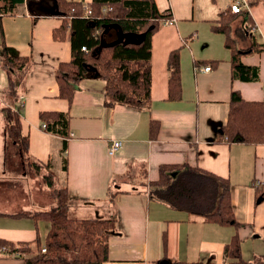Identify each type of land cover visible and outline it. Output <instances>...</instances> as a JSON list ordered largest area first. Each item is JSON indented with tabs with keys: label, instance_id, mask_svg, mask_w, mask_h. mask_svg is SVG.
I'll return each mask as SVG.
<instances>
[{
	"label": "crops",
	"instance_id": "obj_1",
	"mask_svg": "<svg viewBox=\"0 0 264 264\" xmlns=\"http://www.w3.org/2000/svg\"><path fill=\"white\" fill-rule=\"evenodd\" d=\"M28 1L1 19L4 44L0 43V182L12 177L5 163L3 95L9 74L1 66L4 45L12 54L31 59L20 73L18 92L23 107L22 130L29 137L32 158L50 165L58 187L67 186L76 208L86 213L82 218L117 217L116 231L108 238L109 259L104 264H158L164 259L177 264H237L225 254L226 244L236 233L242 240L245 260H264V201L258 202L257 198L258 185H264V143L228 141L225 137L219 140L220 129L227 122L232 89L239 90L247 100H264V53L252 56L247 52L242 56L244 63L261 69L259 81L245 82L232 77L231 53L228 58L212 59L220 60L212 65L194 49L202 43L204 49L208 47L205 41H210L201 37L199 27L209 39L210 32L219 34L211 25L222 12L230 10L235 0H220L207 16L196 13L213 5L200 0H155L161 11L171 12L175 23L162 24L153 35L152 100L143 108L132 101L107 106L106 81L101 78H84L76 83L72 103L60 97L55 71L60 63L72 58L70 37L68 34L64 40H56L53 33L62 25L63 17L37 14ZM74 1L90 4L92 0ZM45 2L49 10L51 0ZM257 8L251 6L250 14L259 23ZM245 26L241 17L233 31L243 44L249 35ZM114 29L118 37V30ZM261 30L264 33L262 27ZM107 38L109 42L115 40L112 33ZM177 49L181 55L182 94L180 99L171 100L168 58ZM208 65L211 69L204 70ZM43 111L69 112L71 116L66 171L62 168L63 138L42 127ZM152 120L160 122L156 137H151ZM113 139L123 140V147L110 155L108 147ZM176 163L228 178L235 218L243 225L207 222L151 197L150 188L142 186V181L157 180L161 165ZM15 190L0 188V240L41 241L43 220L36 222L31 217L12 214L49 209L48 203L37 201L32 188L27 191L28 196L23 193L17 200H2L6 191ZM47 223L43 225L45 240L50 229ZM0 264H25V259L0 248Z\"/></svg>",
	"mask_w": 264,
	"mask_h": 264
},
{
	"label": "trees",
	"instance_id": "obj_2",
	"mask_svg": "<svg viewBox=\"0 0 264 264\" xmlns=\"http://www.w3.org/2000/svg\"><path fill=\"white\" fill-rule=\"evenodd\" d=\"M25 0H0V22L3 15L11 14L16 6ZM37 14H53L57 10L63 17L62 25L54 30L56 40H64L69 34L72 46V58L62 62L55 71L60 86V97L72 103L76 83L84 78H101L106 81L105 104L133 102L138 107L150 105L152 96V38L163 22L172 17L169 10L161 11L155 0H92L89 5L90 17H86L85 3L74 0H51L49 10L45 0H29ZM48 3V2H47ZM260 0H249V7L256 6ZM54 5L57 7L54 8ZM52 6V7H51ZM226 10L219 15L211 29L226 36L225 46L231 53L232 77L245 82L260 80V66L246 64L242 56L250 53H264V42L256 40L251 31L255 22L247 11L244 21L245 30L252 37L247 48L237 47L236 39L231 35L230 22L236 17ZM55 15V14H54ZM264 17V14H263ZM252 18V19H251ZM253 24V23H252ZM120 31L121 42L103 47L110 43L107 36L117 38ZM145 34L140 41L127 40L130 35ZM2 44H4L2 42ZM1 66L9 74V83L4 89L3 108L5 126V163L14 155L19 164L31 163L36 169L47 168L42 162L32 158L29 150V137L22 130L23 107L19 101L18 85L21 72L28 66L29 56H20L9 52L4 45ZM86 47V49H83ZM212 65L220 60L206 61ZM170 77L168 82L169 98L178 100L182 94V67L180 50H173L168 58ZM18 76V79L15 78ZM134 101H133V100ZM46 130L63 138L62 168L67 170V148L70 138L69 112L43 111L40 113ZM160 122H150L151 137H156ZM241 139L248 144L264 143V100H247L237 89H232L227 122L221 127L219 140ZM10 150L11 153H10ZM14 166V161H10ZM53 178L52 171L47 176ZM49 185V184H48ZM52 186V185H51ZM142 186L150 187L151 197L162 200L172 207L184 210L191 216L202 217L207 222L222 226H242L236 221L232 203V184L228 178L218 176L201 167L188 164H163L159 167V177L154 181H142ZM52 196L56 204L49 209L29 213H16L12 216H28L36 222L48 221L50 229L45 244L39 239L31 242L16 243L0 240V248L8 253L19 255L25 264H104L109 259L108 238L116 231V216L90 218H72L70 216L72 195L67 186L54 187ZM264 195V185L257 188V198ZM116 193L110 199L115 200ZM264 201V200H263ZM1 239V238H0ZM45 248L46 251L42 249ZM225 254L230 262L237 264H264V260L247 261L244 259L242 240L236 233L225 246Z\"/></svg>",
	"mask_w": 264,
	"mask_h": 264
},
{
	"label": "rangeland",
	"instance_id": "obj_3",
	"mask_svg": "<svg viewBox=\"0 0 264 264\" xmlns=\"http://www.w3.org/2000/svg\"><path fill=\"white\" fill-rule=\"evenodd\" d=\"M206 1L207 0H200V2L202 4L205 3V4L213 5V6L205 8L203 13L197 12L196 13L197 16H201V15L207 16L208 14H211V12L220 4V0H219V3H217V4L214 2V0H208L207 2ZM225 1H227L229 3L230 0H225ZM247 1L249 2V0H247ZM257 6H258V8L255 10V12L257 14V18H259L260 22L264 23V20L262 18L263 14H264L263 13L264 12V0H260V3ZM231 14L234 15L233 13H231ZM253 15L255 17V14H253ZM241 17L243 19V17H245V15H236V17L233 19V21L230 22L232 37H235L233 34V31H234V29L237 28V25H238L239 21L241 20ZM250 23L253 26L255 24V22L253 20H252V22L249 21V24ZM263 23L260 24V26L264 30V24ZM193 28H196V26L193 25ZM199 28L201 30V37H203V38L206 37V40H210V41H205L208 43V47L203 49L202 48L203 43H202V44H200L194 48L196 51H199V54L201 55V59L211 61L214 58H217V59L218 58H223V59L228 58V56L230 54V50L225 47L226 36L222 33H219V34H213L212 33L211 34V32H210V35L212 36V38L209 39V37L207 38V35L204 32V30H202L201 27H199ZM258 33L259 32L256 31L254 36L255 37L257 36L256 40L259 41L260 43H262L261 40H262V38H264V33L262 34V36L258 35ZM1 35H2V23L0 22V43L3 41ZM222 35H224V36H222ZM254 36L248 35L244 44L240 43V41L238 39H236V37H235L237 47H240L241 45L243 46V48L249 47V45L251 44V39ZM253 55L254 54H252V56ZM15 78L18 79V76H15ZM4 105H5L4 107L7 106L6 101H5ZM11 151L12 150H10V153H11ZM10 161H14V166L10 165ZM7 168L10 170V172H11L10 175L12 177H11V180H9V181L0 182L1 191H3L4 188H13L16 190L12 191L10 193L8 191H6V195L1 196L2 200H7L8 198H10V201L17 200L23 195V193L24 194L26 193V196H28L27 191H29L30 188H32L33 189V193H32L33 197H35V199L37 201H42V203L47 202L48 203L47 206L49 208L52 207V204H54V205L56 204V199L52 196V189L51 188L58 187L60 184L58 182H55L54 178H52V179L49 178V182H48L47 176H49V172H50L49 169H47V168L36 169V168H33L31 166V163H27V164L25 163L23 165L19 164V157L17 158L16 155H14L12 157V159L8 160ZM48 188H50V190H48ZM37 197H39V198H37ZM79 205L80 204H78V206ZM85 214L86 213L84 212V210L80 209L79 207L76 208V200H75L71 204L70 216L72 218H82ZM41 222H42V224L40 225V230H41L40 239H41L42 244H45V235H44L45 226H43V225H46L45 223H47V221L43 220Z\"/></svg>",
	"mask_w": 264,
	"mask_h": 264
},
{
	"label": "built area",
	"instance_id": "obj_4",
	"mask_svg": "<svg viewBox=\"0 0 264 264\" xmlns=\"http://www.w3.org/2000/svg\"><path fill=\"white\" fill-rule=\"evenodd\" d=\"M28 1V0H25ZM85 8V16L86 17H90L91 15V9L89 7L88 4L84 5ZM230 11L233 14H239V15H246L248 14L247 11H249L250 13V7L248 4L247 0H235L234 2L231 3L230 5ZM175 23V19L173 17L166 19L163 24H174ZM251 31L255 34L256 31H258V35L262 36L263 32L261 30V27L259 25V23L257 21H255L254 26H252ZM83 49H86V47H84ZM211 69V66L208 65L204 68V70L209 71ZM42 127L46 128V124L43 123ZM123 147V140L121 139H113L108 147V153L110 155H115L121 148ZM43 251H46L45 248L42 249Z\"/></svg>",
	"mask_w": 264,
	"mask_h": 264
},
{
	"label": "water",
	"instance_id": "obj_5",
	"mask_svg": "<svg viewBox=\"0 0 264 264\" xmlns=\"http://www.w3.org/2000/svg\"><path fill=\"white\" fill-rule=\"evenodd\" d=\"M29 3V2H28ZM57 7V5H54V8ZM53 14H58V11L56 10H52ZM115 28H118L116 25L114 26ZM144 36L145 34H138V35H130L127 40H131V41H140V40H143L144 39ZM123 40V37L120 33V31H118V37L117 39H115L114 41L110 42V43H103L102 46L105 47V46H108V45H112V44H115V43H118V42H121ZM221 131V129H220ZM264 200V195H262L261 197H259L258 199V202H261ZM158 264H177V263H174L168 259H164V260H161L159 261Z\"/></svg>",
	"mask_w": 264,
	"mask_h": 264
}]
</instances>
